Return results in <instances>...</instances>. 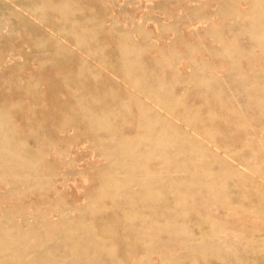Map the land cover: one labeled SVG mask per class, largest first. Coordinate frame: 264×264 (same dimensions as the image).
Wrapping results in <instances>:
<instances>
[{"label":"rangeland","instance_id":"obj_1","mask_svg":"<svg viewBox=\"0 0 264 264\" xmlns=\"http://www.w3.org/2000/svg\"><path fill=\"white\" fill-rule=\"evenodd\" d=\"M0 264H264V0H0Z\"/></svg>","mask_w":264,"mask_h":264},{"label":"bare ground","instance_id":"obj_2","mask_svg":"<svg viewBox=\"0 0 264 264\" xmlns=\"http://www.w3.org/2000/svg\"><path fill=\"white\" fill-rule=\"evenodd\" d=\"M118 196V195H117Z\"/></svg>","mask_w":264,"mask_h":264}]
</instances>
